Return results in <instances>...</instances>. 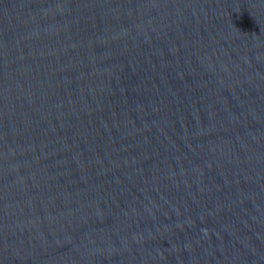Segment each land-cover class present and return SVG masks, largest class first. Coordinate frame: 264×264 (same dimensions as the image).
I'll return each mask as SVG.
<instances>
[{"label": "water", "instance_id": "95a60500", "mask_svg": "<svg viewBox=\"0 0 264 264\" xmlns=\"http://www.w3.org/2000/svg\"><path fill=\"white\" fill-rule=\"evenodd\" d=\"M0 264H264V0H0Z\"/></svg>", "mask_w": 264, "mask_h": 264}]
</instances>
